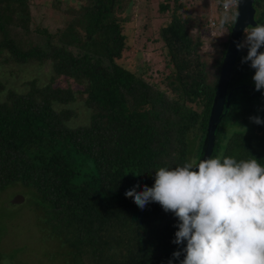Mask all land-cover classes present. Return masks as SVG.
<instances>
[{
    "label": "trees",
    "instance_id": "16d2710c",
    "mask_svg": "<svg viewBox=\"0 0 264 264\" xmlns=\"http://www.w3.org/2000/svg\"><path fill=\"white\" fill-rule=\"evenodd\" d=\"M153 1V42L168 67L160 82L171 95L148 81L140 51L132 66L123 61L124 25L134 20L137 0H54L50 9L66 16L51 28L34 24L29 0H0V70L27 62L49 69L46 80L33 77L23 91L0 76V189L15 182L31 188L41 213L34 220L40 264H179L174 214L156 202L140 209L124 193L151 187L159 167L199 158L232 22L212 28L226 29L224 40H205L209 5L204 11L194 0H147L146 9L153 11ZM252 6L256 24H264V0ZM138 28L144 32L141 20ZM205 41L214 46L213 70L197 55ZM246 55L243 47L234 59L227 91L243 86L230 93L209 157L254 156L264 165V123L222 129L239 92L256 94L246 98L264 121V89L249 80ZM77 97L88 113L73 125Z\"/></svg>",
    "mask_w": 264,
    "mask_h": 264
},
{
    "label": "clouds",
    "instance_id": "9594fccd",
    "mask_svg": "<svg viewBox=\"0 0 264 264\" xmlns=\"http://www.w3.org/2000/svg\"><path fill=\"white\" fill-rule=\"evenodd\" d=\"M240 2L220 0V27L237 21ZM244 34L237 49L247 47L241 62L254 69L259 91L264 89V24L245 28ZM251 119L264 123L259 116ZM153 179L151 187L129 188L124 195L140 209L156 202L174 214L178 223L172 243L184 244L172 253L179 264H264V165L257 158L238 160L221 153L189 159L157 168Z\"/></svg>",
    "mask_w": 264,
    "mask_h": 264
},
{
    "label": "rangeland",
    "instance_id": "374dc122",
    "mask_svg": "<svg viewBox=\"0 0 264 264\" xmlns=\"http://www.w3.org/2000/svg\"><path fill=\"white\" fill-rule=\"evenodd\" d=\"M146 1L147 0H137V6L134 8V10L136 9L134 20L124 25V32L127 34V50L124 52L123 61L132 66L133 61L138 60L136 59V51H140V60L149 66L146 70L147 78H149L148 81L150 83H157L158 86L161 85V87L166 90L167 94L171 95L169 89L163 86V82H160V73H166L168 67L165 66L164 56L159 54V49L156 47L158 41L156 43L153 42V39H155L154 31H156L155 34L157 36L158 21H150V19L154 14L155 1L152 2L153 11L149 8L146 9L145 6L148 5L145 4ZM189 1L190 0H186L187 3ZM194 1H198L201 5H205V7H203L204 11H207L208 5L212 8L210 0H208V4H203V0ZM29 2L32 3L31 15L34 24L39 23L42 26H50L51 28L66 16L65 14L61 17V13L63 12L62 9L60 11L50 9L54 0H29ZM138 9L142 12L141 16L138 15ZM138 20L144 22L143 33L138 32ZM145 22H148V25L145 24ZM50 28L48 27V29ZM216 30L218 29L216 28ZM216 30L214 28L211 32H215L214 34L218 35V40H224L227 35L226 29L221 31L220 29L218 31ZM208 31L209 30H207V32ZM209 38H211V40L214 38V35H212V33L210 34V32L209 35H206L205 40ZM208 42L209 41H205L206 44L199 48L197 55L200 60L205 61L208 69L213 70L212 64L214 62V57L212 54L214 46L209 45L210 43ZM150 43L151 47L149 46ZM48 70V66H38L34 62L22 64L14 63L1 65L0 76L6 81L8 86L18 91H23L26 89V86H24L25 84H23L25 81L33 77H38L42 82L46 80L49 74ZM209 74L211 75L210 70ZM247 79L244 78V80ZM251 79L250 77L249 80ZM238 81H242V78ZM253 96L256 97V94L236 93L235 100L232 102L234 109L222 121L223 134H228L233 130L246 131L254 123L251 118L255 117V113L253 112V106L249 103V99L253 98ZM70 106L73 107L76 112V118L70 119L71 123L73 125L85 123L88 112L84 108L82 100L77 97L74 102L70 103ZM193 107L196 106L193 105ZM190 133H193V131H190ZM32 194L30 187L20 185L18 182L0 189V264H40V262L43 261L40 256V248L38 251L35 249L36 237L34 220H36V217H41V213L36 205V199ZM22 246H24L25 249L17 253V250L21 249ZM12 256L13 258L11 259ZM19 259L21 260L18 261Z\"/></svg>",
    "mask_w": 264,
    "mask_h": 264
},
{
    "label": "water",
    "instance_id": "95a60500",
    "mask_svg": "<svg viewBox=\"0 0 264 264\" xmlns=\"http://www.w3.org/2000/svg\"><path fill=\"white\" fill-rule=\"evenodd\" d=\"M252 2L253 0H241L238 8L239 15L237 21L232 23L230 28L227 45L219 66L218 79L207 118L204 138L202 141V150L198 159L209 157L214 141V129L216 124L219 122L220 116L225 111L230 93L233 89L241 87L240 85H237L227 91L230 72L238 51L237 44L240 42L242 32L246 26H254L256 24L254 20V8L252 6ZM183 255L184 254L182 252L180 257L181 260L183 259Z\"/></svg>",
    "mask_w": 264,
    "mask_h": 264
},
{
    "label": "built area",
    "instance_id": "2783aa9c",
    "mask_svg": "<svg viewBox=\"0 0 264 264\" xmlns=\"http://www.w3.org/2000/svg\"><path fill=\"white\" fill-rule=\"evenodd\" d=\"M210 4H211L213 9L210 8L207 22H208V27L210 28V31H211L212 28L219 21L220 15L223 12V9L220 6V0H210ZM211 33H212V35H214L213 32H211Z\"/></svg>",
    "mask_w": 264,
    "mask_h": 264
}]
</instances>
